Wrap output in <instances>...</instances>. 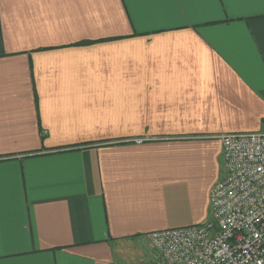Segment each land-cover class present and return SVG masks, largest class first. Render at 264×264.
I'll return each instance as SVG.
<instances>
[{
    "label": "crops",
    "instance_id": "0c3cea01",
    "mask_svg": "<svg viewBox=\"0 0 264 264\" xmlns=\"http://www.w3.org/2000/svg\"><path fill=\"white\" fill-rule=\"evenodd\" d=\"M244 132L264 0H0V264H132L208 221Z\"/></svg>",
    "mask_w": 264,
    "mask_h": 264
},
{
    "label": "built area",
    "instance_id": "2783aa9c",
    "mask_svg": "<svg viewBox=\"0 0 264 264\" xmlns=\"http://www.w3.org/2000/svg\"><path fill=\"white\" fill-rule=\"evenodd\" d=\"M214 138L224 175L211 192L208 221L147 235L156 256L146 264H264V132Z\"/></svg>",
    "mask_w": 264,
    "mask_h": 264
},
{
    "label": "rangeland",
    "instance_id": "374dc122",
    "mask_svg": "<svg viewBox=\"0 0 264 264\" xmlns=\"http://www.w3.org/2000/svg\"><path fill=\"white\" fill-rule=\"evenodd\" d=\"M126 258L132 264H146L150 258L155 257V252L146 241H135L127 244Z\"/></svg>",
    "mask_w": 264,
    "mask_h": 264
}]
</instances>
